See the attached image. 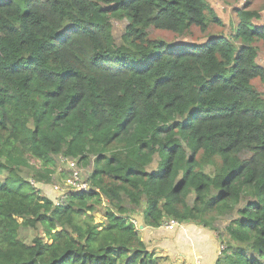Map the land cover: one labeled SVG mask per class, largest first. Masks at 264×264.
<instances>
[{
  "label": "trees",
  "instance_id": "obj_1",
  "mask_svg": "<svg viewBox=\"0 0 264 264\" xmlns=\"http://www.w3.org/2000/svg\"><path fill=\"white\" fill-rule=\"evenodd\" d=\"M234 13L226 38L208 34L223 24L206 0H0V264H160L126 216L142 200L150 228L207 227L243 204L215 264H264V27L248 3ZM192 27L201 43L148 39ZM59 155L93 169L55 204L20 169Z\"/></svg>",
  "mask_w": 264,
  "mask_h": 264
},
{
  "label": "rangeland",
  "instance_id": "obj_2",
  "mask_svg": "<svg viewBox=\"0 0 264 264\" xmlns=\"http://www.w3.org/2000/svg\"><path fill=\"white\" fill-rule=\"evenodd\" d=\"M211 8L216 13V16L223 24L217 26L211 24L208 34L215 36H222L228 38L232 34V28L236 23L235 9L241 8L245 4H249V10L256 11L260 16L258 21H253L254 25L264 27V0H206ZM126 21L117 19L112 20V34L116 45H121V35L123 33ZM148 39L161 40L167 44L185 43L195 44L201 43L204 35L195 27H192L187 33L178 36L175 33L149 28L147 30ZM238 45V43H236ZM258 50L256 59L257 64L264 66V44L256 42L254 44ZM260 65V66H261ZM252 86L264 98V82L259 79L252 81ZM54 165L52 167L40 165L35 160L29 158L24 159V165L20 169V175L28 180L38 192L52 200L53 202H64L66 194H68L69 182L74 172H78L79 180L87 182L86 179L90 176L93 165L82 166L76 160L68 159L64 156L52 157ZM159 164L158 157L147 168L148 172L154 171ZM210 173L211 168L205 170ZM193 195L188 198V204H192ZM243 204L238 205L231 215L217 216L210 214L204 218L208 224L207 227L198 222L190 223V225H183L172 221H165L159 228H150L143 225V212L146 210L145 200H142L137 207L126 204L129 213L126 215L128 221L134 222L135 227L139 231L140 238L147 245L148 250L160 257V264H215L218 258H221V252L226 249L228 245L232 248L237 244L232 242L226 235L225 228L229 222L238 218L236 213L237 208ZM108 204L100 203L95 206L92 211V216L95 223L104 221V213L110 210ZM141 227L145 228L144 232ZM178 227V228H177ZM177 228V229H175ZM181 230L182 234L178 236L177 230ZM43 232L40 226L21 228L18 232L19 239L31 244L37 237H42ZM222 248V249H221ZM221 249V250H220ZM220 251V253H219Z\"/></svg>",
  "mask_w": 264,
  "mask_h": 264
},
{
  "label": "built area",
  "instance_id": "obj_3",
  "mask_svg": "<svg viewBox=\"0 0 264 264\" xmlns=\"http://www.w3.org/2000/svg\"><path fill=\"white\" fill-rule=\"evenodd\" d=\"M77 175H78V172H74L73 175H72V178H71V180L69 182L70 190H73V192H79V191L87 192V190H89L88 185L85 184V183L80 182ZM59 203L60 202H55V204H59ZM134 225H135V223H134ZM219 253H220V251H219ZM195 264H199V262L197 261Z\"/></svg>",
  "mask_w": 264,
  "mask_h": 264
},
{
  "label": "crops",
  "instance_id": "obj_4",
  "mask_svg": "<svg viewBox=\"0 0 264 264\" xmlns=\"http://www.w3.org/2000/svg\"><path fill=\"white\" fill-rule=\"evenodd\" d=\"M261 65V64H260ZM262 66V65H261ZM264 67V66H263ZM181 227H183V225H190V223H186V224H179ZM178 228V227H177ZM177 228H175V229H177ZM142 229V231H140V232H144L145 231V228H141ZM182 231L181 230H177V232H176V234L179 236L180 235V233H181ZM182 234V233H181ZM143 240V239H142Z\"/></svg>",
  "mask_w": 264,
  "mask_h": 264
},
{
  "label": "water",
  "instance_id": "obj_5",
  "mask_svg": "<svg viewBox=\"0 0 264 264\" xmlns=\"http://www.w3.org/2000/svg\"><path fill=\"white\" fill-rule=\"evenodd\" d=\"M172 45H176V44L174 43V44H172ZM141 228H143V227H141Z\"/></svg>",
  "mask_w": 264,
  "mask_h": 264
},
{
  "label": "clouds",
  "instance_id": "obj_6",
  "mask_svg": "<svg viewBox=\"0 0 264 264\" xmlns=\"http://www.w3.org/2000/svg\"><path fill=\"white\" fill-rule=\"evenodd\" d=\"M175 223V222H174ZM134 224V223H133ZM178 224V223H177Z\"/></svg>",
  "mask_w": 264,
  "mask_h": 264
}]
</instances>
